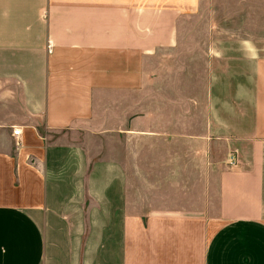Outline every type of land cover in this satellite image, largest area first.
Segmentation results:
<instances>
[{
    "label": "crops",
    "instance_id": "obj_1",
    "mask_svg": "<svg viewBox=\"0 0 264 264\" xmlns=\"http://www.w3.org/2000/svg\"><path fill=\"white\" fill-rule=\"evenodd\" d=\"M263 5L0 0V264H264Z\"/></svg>",
    "mask_w": 264,
    "mask_h": 264
},
{
    "label": "rangeland",
    "instance_id": "obj_2",
    "mask_svg": "<svg viewBox=\"0 0 264 264\" xmlns=\"http://www.w3.org/2000/svg\"><path fill=\"white\" fill-rule=\"evenodd\" d=\"M250 32H252V35L254 36V39L256 40V43L264 47V5L262 6V23H261V28L256 30L255 32L253 31V28L250 29ZM230 45L232 47H235L237 45V39H230ZM231 56H233L231 54ZM236 56V55H235ZM236 60V59H235ZM248 89V85H247ZM232 97V96H231ZM231 103H233L231 101ZM235 104V103H234ZM244 109V110H243ZM225 115V114H224ZM226 116V115H225ZM239 118H233V116H230V121L233 123H236L239 125L241 128L248 129L251 126L252 123V109L251 105L247 102L245 106L240 108V112L238 113ZM228 120L229 118L226 117ZM236 151V150H233ZM92 178H94V175H91ZM80 179H77L75 183L71 184V189L73 190H82L86 188L87 186H90V188H93V181H89L88 183H83L81 180L82 176H79ZM76 190V191H77ZM80 216V215H75V217ZM87 216V215H86ZM90 216L91 220H93L94 215H88ZM102 221L107 222L108 221V216L107 215H101ZM88 232V231H87Z\"/></svg>",
    "mask_w": 264,
    "mask_h": 264
},
{
    "label": "built area",
    "instance_id": "obj_3",
    "mask_svg": "<svg viewBox=\"0 0 264 264\" xmlns=\"http://www.w3.org/2000/svg\"><path fill=\"white\" fill-rule=\"evenodd\" d=\"M47 46L50 48L51 47V42L48 41ZM13 134L14 135H19L20 134V129L15 128L13 129ZM228 164L230 166H238L239 165V160H238V156H237V152L233 151L231 152L229 158H228Z\"/></svg>",
    "mask_w": 264,
    "mask_h": 264
}]
</instances>
